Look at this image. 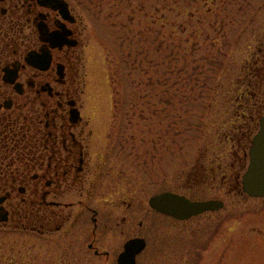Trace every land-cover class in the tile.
Segmentation results:
<instances>
[{
    "label": "rangeland",
    "instance_id": "obj_1",
    "mask_svg": "<svg viewBox=\"0 0 264 264\" xmlns=\"http://www.w3.org/2000/svg\"><path fill=\"white\" fill-rule=\"evenodd\" d=\"M70 1L86 28V115L98 149L111 151L90 203L103 222L97 242L113 255L87 248L93 212L48 236L15 215L0 224V264H117L130 234L148 242L138 264H264V198L244 192L249 157L240 169L230 134L249 121L254 135L264 114V80L248 83L255 70L264 77V0ZM248 87L255 99L243 97ZM164 191L224 206L181 221L150 207Z\"/></svg>",
    "mask_w": 264,
    "mask_h": 264
},
{
    "label": "flooded vegetation",
    "instance_id": "obj_2",
    "mask_svg": "<svg viewBox=\"0 0 264 264\" xmlns=\"http://www.w3.org/2000/svg\"><path fill=\"white\" fill-rule=\"evenodd\" d=\"M85 29L70 0H0V196L6 197L0 205L8 211V222L17 215L18 222L23 218L28 222L25 227L41 236L69 232L93 212L87 248L96 257L108 258L113 252L97 242L104 229L99 209L91 206L90 190L99 184L111 151L98 149L101 130L86 115ZM263 49L259 47L262 54ZM255 71L256 81L248 83L262 87L264 77ZM249 89L243 97L255 99ZM240 100L242 117L247 116L245 109L252 114L253 105ZM237 120L241 117L233 121ZM238 123L230 134L233 131L237 139L234 159L241 169L250 160L256 133L249 121ZM239 178L237 172L238 184ZM132 207L130 202L128 208ZM112 222L106 216L104 226L110 228ZM127 222L124 216L123 223ZM135 237L146 239L130 234L117 259L125 243Z\"/></svg>",
    "mask_w": 264,
    "mask_h": 264
},
{
    "label": "water",
    "instance_id": "obj_3",
    "mask_svg": "<svg viewBox=\"0 0 264 264\" xmlns=\"http://www.w3.org/2000/svg\"><path fill=\"white\" fill-rule=\"evenodd\" d=\"M249 153L250 164L243 175L244 191L250 196L264 198V115L261 117L260 130L253 138ZM5 199V196H0V204ZM149 204L160 212L182 220L209 210H218L224 206L222 200H192L184 194L171 191L151 196ZM8 218V211L0 205V222H5ZM145 247L144 238L129 239L118 257V264H136L137 254Z\"/></svg>",
    "mask_w": 264,
    "mask_h": 264
}]
</instances>
